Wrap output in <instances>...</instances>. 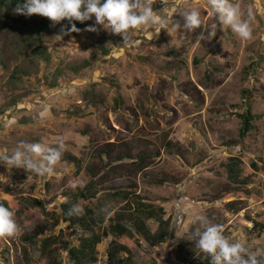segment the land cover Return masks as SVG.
<instances>
[{
    "label": "rangeland",
    "instance_id": "374dc122",
    "mask_svg": "<svg viewBox=\"0 0 264 264\" xmlns=\"http://www.w3.org/2000/svg\"><path fill=\"white\" fill-rule=\"evenodd\" d=\"M231 2L239 4L245 19L251 7V39L218 26L214 37L198 41L217 24L207 0H166L169 17L181 25L182 12H200L205 25L193 32L140 26L129 31L127 45L97 25L94 16L72 21L82 23H75L80 31L57 38L61 28L71 27L67 19L53 25L40 15L0 11V150L11 153L20 141L55 147L60 138L67 145L48 177L23 168L9 171L0 163L7 195L0 202L14 211L20 226L17 235L0 239V264H73L68 248L80 244L84 231L55 224L62 205L96 173L101 191L93 208L102 215L122 213L125 203L114 189L135 183L144 200L164 209L174 235L155 248L137 233L104 239L95 264H109L112 242L129 248V254L119 256H131L127 264H185L178 243L195 244L199 215L223 225L231 241L264 257V0ZM163 7L162 0L152 5L154 11ZM89 26L97 31H88ZM35 46L44 49L46 58L33 54ZM101 48L109 55L103 56ZM247 111L256 119L253 130L241 137L239 115ZM105 148L116 152L112 157H134L113 170L114 161L102 155ZM143 153L148 159L141 170L137 162ZM230 158L240 160L238 174L247 179L245 186L229 177ZM79 181L83 187L70 186ZM77 203L85 210L87 202ZM255 223L260 229H254ZM147 224L153 232L158 228L155 221ZM39 232L34 243L25 241ZM47 236H58L53 257L40 249ZM189 264H210V257L197 248Z\"/></svg>",
    "mask_w": 264,
    "mask_h": 264
},
{
    "label": "clouds",
    "instance_id": "9594fccd",
    "mask_svg": "<svg viewBox=\"0 0 264 264\" xmlns=\"http://www.w3.org/2000/svg\"><path fill=\"white\" fill-rule=\"evenodd\" d=\"M164 7L160 11H154L152 5L155 0H25L17 3L13 9L14 14L32 16L40 15L48 18L53 25L67 19L70 28H61L57 38H63L74 32H79L72 21L84 22L95 17L97 25L115 35L122 37V42L129 44L131 37L129 31L138 29L140 26H148L152 29L180 30L193 32L196 28L205 25L196 9L182 12L183 25L179 21L169 17L166 9V0H162ZM212 14L217 18V24L210 25L207 35L201 33L198 41L211 39L216 35L217 27H229L233 33L241 39L252 38L250 21L253 18L251 7H249L247 19L242 17L239 4H233L231 0H207ZM88 31H97L93 26ZM169 32V31H168ZM159 32H153L152 35ZM67 150L63 138L57 141L55 147L47 146L40 142L20 141L16 147L8 152L7 149L0 150V163L9 171L13 168H23L28 173H35L42 177L54 174L55 165L60 161L62 154ZM3 176V175H0ZM73 189L77 186L83 187L84 182L72 183ZM83 207L77 203L68 210L69 216L83 215ZM199 226L192 233L195 247L201 253L210 257V264H264V257L258 258L251 254L239 241H231L224 235V227L213 223L205 215L196 217ZM20 226L15 218V213L9 207L0 204V239L15 236L19 233Z\"/></svg>",
    "mask_w": 264,
    "mask_h": 264
},
{
    "label": "trees",
    "instance_id": "16d2710c",
    "mask_svg": "<svg viewBox=\"0 0 264 264\" xmlns=\"http://www.w3.org/2000/svg\"><path fill=\"white\" fill-rule=\"evenodd\" d=\"M23 2H25V0H0V11L14 9L17 3ZM75 23L79 27L82 25V23ZM101 50L103 56L109 55V50L105 48H101ZM33 54L46 58V56H44V49L41 46H35L33 49ZM73 72L78 74L80 69H75ZM207 73L210 75L209 72ZM52 87H55V84ZM239 117L242 120V128L240 132L241 137H245V135L253 130V123L256 118L249 111L240 114ZM113 153L116 152L112 148H105L102 152V155H105L107 158H110L112 161H114L112 164L114 166H112L110 169L120 165L122 161H125L126 159H132L134 157L129 153H118L112 157ZM68 159L76 165H79V160L76 157L68 156ZM139 159L140 161H138L137 164L140 166V169L143 170L145 169L144 163L148 159L147 154H141ZM239 164L240 160L238 158H230L228 164H226V170L229 173V177H231L233 181L237 180L244 185L247 183V179L239 178ZM255 169L258 170L257 165L255 166ZM90 172L94 174V168H90ZM96 175L97 173L94 174L93 178L91 177L92 179L84 186L83 189H80L76 194L72 195L74 199H71L62 205V216L60 217L59 222L57 221L55 224L58 225L61 221L68 223L69 227L73 230L79 228L84 231L82 236L79 238L80 244L68 248L69 259L73 262V264H95L98 261L96 256L97 246L101 244L104 239L110 237L113 239L122 237L134 238V235L137 233L151 248L158 247L160 244H165L171 240L174 233L170 227L169 220L164 219V209L155 208L151 203H148L147 200H144V198L137 193L138 186L135 183L129 184L128 188L114 189L115 192L113 195L122 198L125 203V209L122 213L113 212L109 215H102L98 209L93 208L92 204L97 200L98 194L101 191V189L97 187L99 183L97 180H95ZM163 183H165V181L162 180V184ZM79 199L87 202V204H85L83 215H67V212L72 207L73 203ZM31 201L34 205H41V202L37 199H32ZM0 204H4V206L7 207L4 202H0ZM148 221H155L158 223V228L155 232H153L148 226ZM253 227L254 229H260L261 226L260 224L255 223ZM41 233L42 232L30 233L28 237H24V239L26 242L34 243ZM57 241L58 236H47L41 239L40 249L43 254L53 257L55 253L53 246L57 243ZM178 245H180V257L183 259L185 264H189L191 258H194L197 255V248L195 247V244L186 245L182 242H179ZM2 249L4 250L3 252H7L9 250L5 244H3ZM121 253L129 254L130 250L125 245L112 242L107 253L108 263L127 264L131 256L130 258L119 257ZM55 263L63 264V261L55 260Z\"/></svg>",
    "mask_w": 264,
    "mask_h": 264
},
{
    "label": "crops",
    "instance_id": "0c3cea01",
    "mask_svg": "<svg viewBox=\"0 0 264 264\" xmlns=\"http://www.w3.org/2000/svg\"><path fill=\"white\" fill-rule=\"evenodd\" d=\"M1 195H3L4 197L7 196L6 194H4L3 186L0 184V200L3 198Z\"/></svg>",
    "mask_w": 264,
    "mask_h": 264
}]
</instances>
